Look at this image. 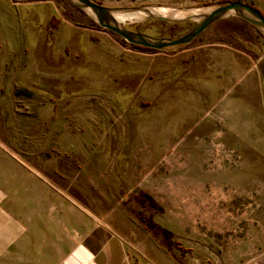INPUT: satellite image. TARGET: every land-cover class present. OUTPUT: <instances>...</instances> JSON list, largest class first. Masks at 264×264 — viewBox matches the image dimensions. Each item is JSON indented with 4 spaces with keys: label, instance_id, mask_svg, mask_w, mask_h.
Masks as SVG:
<instances>
[{
    "label": "rangeland",
    "instance_id": "1",
    "mask_svg": "<svg viewBox=\"0 0 264 264\" xmlns=\"http://www.w3.org/2000/svg\"><path fill=\"white\" fill-rule=\"evenodd\" d=\"M1 152L69 188L133 264H245L264 251V36L230 16L148 50L66 0H0Z\"/></svg>",
    "mask_w": 264,
    "mask_h": 264
},
{
    "label": "crops",
    "instance_id": "2",
    "mask_svg": "<svg viewBox=\"0 0 264 264\" xmlns=\"http://www.w3.org/2000/svg\"><path fill=\"white\" fill-rule=\"evenodd\" d=\"M43 176L0 153V264H133L101 217ZM245 264H264V251Z\"/></svg>",
    "mask_w": 264,
    "mask_h": 264
},
{
    "label": "water",
    "instance_id": "3",
    "mask_svg": "<svg viewBox=\"0 0 264 264\" xmlns=\"http://www.w3.org/2000/svg\"><path fill=\"white\" fill-rule=\"evenodd\" d=\"M66 1L83 10L98 26L117 34L126 42L153 49L186 44L213 22L230 16L244 20L264 36V15L258 8L239 0H227L190 8L138 5L109 7L91 0ZM159 8H164L165 11ZM148 19L168 23L193 21V24L176 37L169 38L150 36L132 30L123 23L127 20Z\"/></svg>",
    "mask_w": 264,
    "mask_h": 264
},
{
    "label": "trees",
    "instance_id": "4",
    "mask_svg": "<svg viewBox=\"0 0 264 264\" xmlns=\"http://www.w3.org/2000/svg\"><path fill=\"white\" fill-rule=\"evenodd\" d=\"M157 21H160L161 23H168V22H165V21H162V20H157ZM188 22H190V21H185V22L176 23V24H184V23H188ZM133 46L138 47V48L148 49V50H152L153 49V48H148V47H142V46H139V45H133Z\"/></svg>",
    "mask_w": 264,
    "mask_h": 264
},
{
    "label": "bare ground",
    "instance_id": "5",
    "mask_svg": "<svg viewBox=\"0 0 264 264\" xmlns=\"http://www.w3.org/2000/svg\"><path fill=\"white\" fill-rule=\"evenodd\" d=\"M159 10L165 11V9H164V8H159Z\"/></svg>",
    "mask_w": 264,
    "mask_h": 264
}]
</instances>
